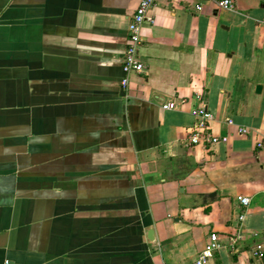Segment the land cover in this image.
I'll use <instances>...</instances> for the list:
<instances>
[{
  "label": "crops",
  "instance_id": "crops-1",
  "mask_svg": "<svg viewBox=\"0 0 264 264\" xmlns=\"http://www.w3.org/2000/svg\"><path fill=\"white\" fill-rule=\"evenodd\" d=\"M196 1L150 8L123 89L139 0H0V264H189L213 232L208 264H264V0ZM197 106L226 142L188 144Z\"/></svg>",
  "mask_w": 264,
  "mask_h": 264
},
{
  "label": "built area",
  "instance_id": "built-area-1",
  "mask_svg": "<svg viewBox=\"0 0 264 264\" xmlns=\"http://www.w3.org/2000/svg\"><path fill=\"white\" fill-rule=\"evenodd\" d=\"M157 0H139L135 11L131 14L127 25V40L126 46L122 58V71L123 76L120 80V85L123 89H126L129 84V78L131 74L140 73L143 71L144 66L139 58V49L142 45L141 28L145 22H153V18L148 15L150 8L156 3ZM209 0H197L195 3V9L201 11L204 2ZM219 8L228 10L234 9L233 0H213ZM186 100L181 99L177 101H169L163 104V108L173 109L178 105L184 103ZM191 114L196 119L194 129L188 136V144L195 146L198 144H214L217 142H226V136H219L214 134L209 127V122L214 119V115L211 111L207 110L204 106H197L191 109ZM225 122L228 125H234L232 118H226ZM237 132L241 135L249 133V129L246 126H237ZM258 146H262V142L257 143ZM238 201L247 206L250 202V198L247 196L238 195ZM240 220L244 218V214L239 215ZM221 244L218 235L213 232L210 233L203 248L198 255L191 260L189 264H208L214 257L215 252L220 248ZM251 253L257 258L264 257L263 246L259 243L255 244Z\"/></svg>",
  "mask_w": 264,
  "mask_h": 264
},
{
  "label": "water",
  "instance_id": "water-1",
  "mask_svg": "<svg viewBox=\"0 0 264 264\" xmlns=\"http://www.w3.org/2000/svg\"><path fill=\"white\" fill-rule=\"evenodd\" d=\"M262 89V85L261 84H258L256 85V92H260ZM148 239L149 240H153V231L151 229L148 230V235H147Z\"/></svg>",
  "mask_w": 264,
  "mask_h": 264
}]
</instances>
